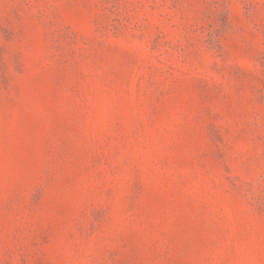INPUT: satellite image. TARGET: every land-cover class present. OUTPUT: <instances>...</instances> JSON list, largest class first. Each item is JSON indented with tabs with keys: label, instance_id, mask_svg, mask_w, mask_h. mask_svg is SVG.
<instances>
[{
	"label": "rangeland",
	"instance_id": "1",
	"mask_svg": "<svg viewBox=\"0 0 264 264\" xmlns=\"http://www.w3.org/2000/svg\"><path fill=\"white\" fill-rule=\"evenodd\" d=\"M0 264H264V0H0Z\"/></svg>",
	"mask_w": 264,
	"mask_h": 264
}]
</instances>
